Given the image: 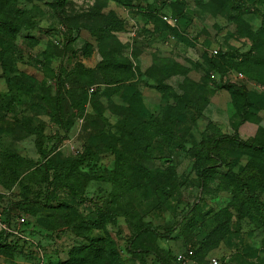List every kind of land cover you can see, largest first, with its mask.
Returning <instances> with one entry per match:
<instances>
[{"label": "rangeland", "instance_id": "obj_1", "mask_svg": "<svg viewBox=\"0 0 264 264\" xmlns=\"http://www.w3.org/2000/svg\"><path fill=\"white\" fill-rule=\"evenodd\" d=\"M50 1L0 0V20L13 27L0 39V215L18 232L0 264H65L91 243L102 251L86 264H195L175 257L203 241L229 264H264V208L221 174L199 179L194 159L156 125L170 124L188 147L208 135L245 143L222 144L231 169L211 163L254 182L264 203V157L248 149L264 147V82L237 68L243 57L264 60V0H65L60 10ZM106 58L124 62L131 78L96 69ZM78 65L96 69L95 83L77 78ZM112 84L122 90L93 94ZM133 87L144 116L123 100ZM58 90L64 120L51 102ZM105 134L132 163L168 178L172 195L162 201L149 183L115 182L121 165ZM87 149L95 154L74 167ZM196 204L203 220L190 227ZM141 223L153 232L135 245ZM112 247L118 257L108 256Z\"/></svg>", "mask_w": 264, "mask_h": 264}, {"label": "trees", "instance_id": "obj_2", "mask_svg": "<svg viewBox=\"0 0 264 264\" xmlns=\"http://www.w3.org/2000/svg\"><path fill=\"white\" fill-rule=\"evenodd\" d=\"M122 6L133 7L136 4V1L139 0H114ZM65 0H51L49 4L55 10H60L64 4ZM154 17V15H151ZM166 27L172 28L166 22L164 23ZM0 31L3 32V36L0 39L4 42V35L13 36V27L8 25L6 21L0 20ZM204 58L209 60L215 68L219 71H222V64L219 59L215 55H208L207 53L203 55ZM223 64H227V61H223ZM237 68L240 72H242L249 79L257 80L259 82H264V60L254 58V57H243L237 64ZM96 69H101L103 72H113L115 74H126V78L129 79L133 75L131 68L119 60H114L111 58H106L105 60L99 62L96 66ZM83 67L82 65H78L75 68V73L78 79H81L84 83L88 85H92L95 83L96 79L94 77L95 70ZM115 76V75H114ZM159 90L164 94V87L157 86ZM232 87L231 92L235 95V101L238 104V97L236 96L235 91ZM122 90V85H108L105 87H97L93 90V94H101L106 96H112ZM165 95V94H164ZM166 96V95H165ZM123 100L128 104L127 109L129 112L144 116L147 113V109L144 106V103L140 97L139 91L136 88H132L131 93L123 97ZM55 111L59 115L61 120L65 118L64 106H63V97L61 96L60 91L58 90L56 94L52 97L51 100ZM156 125L158 127L159 132L164 136V138L174 144L179 150L187 153L194 159V169L197 177L202 181H209L215 178L217 175H223L231 184H233L237 189L246 192L253 204L260 210L264 208V203L260 200V191L259 187L252 182L251 180H246L241 177L238 173L231 172L230 170H221L217 163L212 164L213 160H217L220 164L229 167L230 169L235 164V162H231L228 160L227 153H223L225 150L222 147V144H230V145H244L245 143L238 141L232 136L226 135L221 138H216L214 136H206L202 138L198 143H196L193 147H188L181 141H179L177 134L175 133L173 127L170 124H166L162 121H156ZM110 135H103V138H109V147L116 154L118 163L121 165L120 169L117 172H114V175L111 177L115 182H122L124 185L128 187L134 188L140 186L142 183H149L153 186L155 192L158 195V198L162 201H165L172 195L169 179L164 178L161 175L160 171L156 169L149 168L145 165L139 163H132L123 152L112 142V138ZM251 151V154L254 152H259L261 156L264 157V147H260L257 145H249L248 146ZM94 153L92 149H87V152L80 157L78 160L72 161V165L77 167L80 162H84L91 157ZM66 177L68 179H72L71 173H67ZM195 208H197L196 214L192 215L189 219L190 227L198 225L203 220V216L199 213L200 206L196 204ZM100 217L104 219V221H111L112 216L107 211H101ZM2 222L8 226V221L1 216ZM25 222V221H24ZM22 223V222H21ZM150 224L141 223V227L139 230L134 232L133 237L131 238V242L135 243L136 239L142 236L143 231L151 232L152 230L149 228ZM141 228V229H140ZM153 232V231H152ZM151 232V233H152ZM13 234H17L14 231H7L6 229L0 230V249L8 248L16 242L14 240H10V236ZM9 240V242H8ZM136 247V246H135ZM194 255L191 257L196 263H200L206 261L208 256L211 255L208 252L209 244L207 241H203L198 247L193 246ZM189 250L187 248L185 251ZM101 247L98 245L91 243L90 245L74 248L72 251L71 258L65 264H86L92 263L96 257H99L101 254ZM108 256L118 257L119 253L116 247L110 248L106 251ZM214 255V254H212ZM220 257L223 261H226V264H229V261L224 257ZM177 259V255L175 257ZM181 263V262H179Z\"/></svg>", "mask_w": 264, "mask_h": 264}, {"label": "built area", "instance_id": "obj_3", "mask_svg": "<svg viewBox=\"0 0 264 264\" xmlns=\"http://www.w3.org/2000/svg\"><path fill=\"white\" fill-rule=\"evenodd\" d=\"M21 222L25 221V218L22 217L20 219ZM1 229H6L7 231H11L9 227L2 222L1 215H0V230ZM15 233L18 234V232L15 231ZM194 255V250L193 248H190L187 251H184L183 253L177 255V260L181 263H185L186 261H193L191 260V257ZM194 262V261H193ZM195 263V262H194ZM196 264H226V261H223L220 257L217 255H209L208 259L206 261L196 263Z\"/></svg>", "mask_w": 264, "mask_h": 264}]
</instances>
